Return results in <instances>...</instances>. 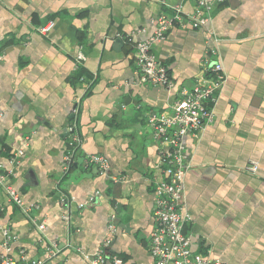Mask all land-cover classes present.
Segmentation results:
<instances>
[{
  "label": "crops",
  "instance_id": "crops-1",
  "mask_svg": "<svg viewBox=\"0 0 264 264\" xmlns=\"http://www.w3.org/2000/svg\"><path fill=\"white\" fill-rule=\"evenodd\" d=\"M194 4L0 0V171L11 169V153L28 142L16 175L6 178L27 212L9 204L0 186V256L7 252L2 231L9 228L17 236L8 250L15 258L21 251L27 259L42 258L44 246L55 240L71 246L46 264H90L82 253L101 248L114 214L117 231L107 253L120 264H154L149 252L154 186L164 174L156 167L160 148L146 116L166 108L181 86H192L208 62L217 60L225 81L213 121L197 137L183 139V205L191 216L185 231L192 251L212 260L264 264V0H223L206 25L169 29L153 52L173 89L137 80L134 44L153 34L156 16L177 6L191 12ZM49 21V30L40 33ZM79 49L86 60L75 69ZM81 74L94 81L78 100ZM73 122L82 154L106 157L107 175L82 156L63 172ZM253 161L257 170L251 173L246 166ZM96 190L95 204L77 207ZM60 191L75 202L68 226Z\"/></svg>",
  "mask_w": 264,
  "mask_h": 264
},
{
  "label": "built area",
  "instance_id": "built-area-1",
  "mask_svg": "<svg viewBox=\"0 0 264 264\" xmlns=\"http://www.w3.org/2000/svg\"><path fill=\"white\" fill-rule=\"evenodd\" d=\"M223 0H195L191 12H184L180 6L174 7L172 13H162L154 20L155 29L153 34L142 41L134 44V60L136 65L137 80L147 86H160L167 90L174 87L166 67L156 57L153 46L163 40L167 31L174 27L200 28L207 24L212 16L213 10ZM49 21L39 27L40 33H45L52 26ZM264 39V38H263ZM131 41L130 38H128ZM212 54L215 52L212 50ZM3 53L0 49V62ZM86 60V54L79 49L76 54V67ZM94 78H87L81 74L79 82L82 83L83 97L93 84ZM225 81V75L219 61L212 60L204 67L202 72L195 78L192 86H181L175 98L164 109L151 110L146 116V123L151 129L152 137L159 145V162L156 166L161 169L164 177L159 179L154 186V201L152 209L153 231L150 237L149 252L154 264H222L219 260H212L207 255L192 251L191 237L185 231V225L191 220L190 214L183 205L184 191L183 180L187 169L186 153L183 139L186 136L197 137L203 128L213 121V104L217 93ZM69 141L67 151L62 160V170L67 172L78 157H84L86 165L95 166L101 175H107L109 163L101 154H82L81 139L77 134L76 124L73 122L67 128ZM25 141L23 146L14 150L9 161L11 169L7 173L0 171V186L6 194L9 204H13L27 212L23 207V200L19 192L12 184L6 182L8 176H15L22 157L24 156ZM248 172L257 170V163L250 162L246 166ZM112 178V177H111ZM117 178H112L117 182ZM100 191L86 197L83 202H78V208H85L96 203ZM58 201L63 207L62 220L67 224L71 219V205L74 198L59 192ZM4 206L0 204V213ZM39 230L44 229L43 222L37 225ZM117 231L115 215L109 216L107 234L102 246L92 255L82 253L90 264H120L122 260L107 253L112 238ZM2 246L7 251L0 256V264H46L55 258L64 248L71 246L66 242L63 246L55 240L49 241L44 246L42 258L27 259L21 251L18 258L8 254L9 244L17 239V236L9 229L4 228ZM75 250L80 251L79 248Z\"/></svg>",
  "mask_w": 264,
  "mask_h": 264
}]
</instances>
